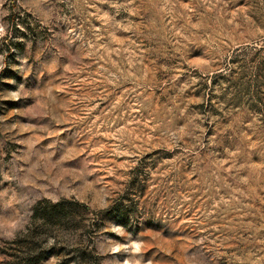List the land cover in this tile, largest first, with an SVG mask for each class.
Instances as JSON below:
<instances>
[{"label": "rangeland", "instance_id": "374dc122", "mask_svg": "<svg viewBox=\"0 0 264 264\" xmlns=\"http://www.w3.org/2000/svg\"><path fill=\"white\" fill-rule=\"evenodd\" d=\"M28 229L38 264H264V0H0V264Z\"/></svg>", "mask_w": 264, "mask_h": 264}, {"label": "trees", "instance_id": "16d2710c", "mask_svg": "<svg viewBox=\"0 0 264 264\" xmlns=\"http://www.w3.org/2000/svg\"><path fill=\"white\" fill-rule=\"evenodd\" d=\"M65 202H70L74 207L78 205L86 207L85 203L76 200L62 199L57 202L41 200L34 207V216L41 218L43 223H47L51 226L64 224L70 219V207ZM33 232L34 230L28 229L21 234L20 238L12 241L17 243L19 252H6V259L3 264H38L44 257L46 258L55 254L54 249L51 247L42 248L41 251L38 252L31 246L29 238L33 237ZM84 258L85 256L81 261L85 262Z\"/></svg>", "mask_w": 264, "mask_h": 264}]
</instances>
